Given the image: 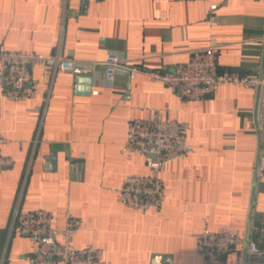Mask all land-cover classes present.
Returning <instances> with one entry per match:
<instances>
[{
  "label": "crops",
  "instance_id": "crops-1",
  "mask_svg": "<svg viewBox=\"0 0 264 264\" xmlns=\"http://www.w3.org/2000/svg\"><path fill=\"white\" fill-rule=\"evenodd\" d=\"M262 35L264 0H0V49L80 63L117 52L131 65L165 71L215 37L220 70L262 76ZM32 76L33 98L0 97L2 150L14 159L0 173L3 264H29L33 252L17 230V209L52 211L56 230L69 211L81 221L72 244L103 249L107 264H151L155 254L171 264H203L194 235L206 228L248 236L264 249L258 89L225 84L210 97L185 100L143 74L119 73L110 84L98 66L91 94L77 95L72 73L35 65ZM156 109L188 124L194 151L162 170V209L139 211L118 201L115 189L129 175L151 173L124 143L128 122ZM226 258L264 264L246 245Z\"/></svg>",
  "mask_w": 264,
  "mask_h": 264
},
{
  "label": "built area",
  "instance_id": "built-area-1",
  "mask_svg": "<svg viewBox=\"0 0 264 264\" xmlns=\"http://www.w3.org/2000/svg\"><path fill=\"white\" fill-rule=\"evenodd\" d=\"M217 5L211 6V11ZM212 25H218L215 18ZM257 41L264 43V35ZM221 45L211 37L208 45L196 49L188 62L177 64L165 71L148 70L145 67L131 65L123 55L108 52L101 62L80 63L73 59H63L58 54L44 56L38 53L7 51L0 49V97L12 101L33 98L32 67L41 65L54 71L69 72L74 76L95 72L98 66L104 67V78L114 83L119 73L133 78L143 74L161 81L171 91L185 100H199L213 95L215 90L225 84H232L245 89L259 90L258 131L264 145V74L262 76L240 75L222 71L219 67ZM189 126L176 120L164 118L163 111L156 109L148 119H132L127 125L125 150L131 155H142L150 169L149 175H129L120 188L115 189L117 199L131 209L158 212L166 200V192L161 172L173 161L185 159L194 147L188 142ZM5 139L0 133V173L14 165V159L3 153ZM257 179L264 180V149L261 146L257 167ZM54 213L44 209L15 212L17 230L30 238L33 252L25 257L29 264H107L104 250L92 244L77 248L72 244L73 235L78 231L81 221L69 211L65 213V227L53 228ZM258 230L251 223V231ZM264 231V229H260ZM197 253L203 264H240L226 255L240 246L246 245L249 257L264 258V249L251 239L228 229L212 231L208 228L194 235ZM2 239L0 229V264H3Z\"/></svg>",
  "mask_w": 264,
  "mask_h": 264
},
{
  "label": "water",
  "instance_id": "water-1",
  "mask_svg": "<svg viewBox=\"0 0 264 264\" xmlns=\"http://www.w3.org/2000/svg\"><path fill=\"white\" fill-rule=\"evenodd\" d=\"M94 76L91 73H82L75 75V93L77 95H90L93 88ZM55 158V153L51 152L52 160ZM248 236L246 237V239ZM166 262V264H171V257L163 255H153L151 264H160V262Z\"/></svg>",
  "mask_w": 264,
  "mask_h": 264
}]
</instances>
